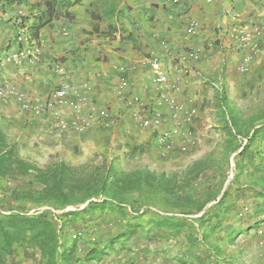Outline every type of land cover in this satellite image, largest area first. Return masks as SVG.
Masks as SVG:
<instances>
[{"label": "crops", "instance_id": "obj_1", "mask_svg": "<svg viewBox=\"0 0 264 264\" xmlns=\"http://www.w3.org/2000/svg\"><path fill=\"white\" fill-rule=\"evenodd\" d=\"M46 1L0 0V85L26 95L33 91L46 95L58 86L73 103L82 93L79 85L89 82L88 96L112 117L107 128H92L81 134L61 132L54 129L50 116L31 117L20 110V103L13 98L8 103L0 101V130L8 139L19 149H25L28 143L33 157L51 152L53 160L61 159L60 149L106 147L113 156L150 142L153 131L139 124L147 113L126 106L115 95L120 80L125 79L126 94L136 95L143 103L167 114L169 108L162 93L151 81L150 61L157 60L174 82L178 75L173 69L179 54L211 44L214 47L206 58L186 63L189 74L181 79L183 93L176 94L177 100L191 99L199 113L193 126L200 120L203 126L205 112L200 109L213 99L210 95L219 83L224 87L232 85L244 54L229 40L227 28L241 24L264 29V0H180L177 4L170 0H115L112 5L109 0H80L61 10L57 18L38 31L40 62L16 64L11 57L19 46L16 39L21 24L40 15L46 9ZM191 27L194 36L187 34ZM255 43L250 74L263 81L264 31ZM56 65L62 68L61 74L56 72ZM113 66H125L127 71L119 72ZM70 113V106H65L61 121H69ZM27 137L29 141L24 142ZM56 137L64 140L63 144L52 145ZM175 139L179 143V138ZM143 156L144 164L153 168L164 163L156 158L154 147ZM27 159L40 164L37 158Z\"/></svg>", "mask_w": 264, "mask_h": 264}, {"label": "trees", "instance_id": "obj_2", "mask_svg": "<svg viewBox=\"0 0 264 264\" xmlns=\"http://www.w3.org/2000/svg\"><path fill=\"white\" fill-rule=\"evenodd\" d=\"M79 1H46V9L26 23L33 39L36 40L38 31L57 18L61 10ZM109 1L112 5L115 0ZM250 73L251 69L246 74ZM252 77L254 82L261 81ZM227 88L219 83L212 98L217 93L221 100L223 90ZM228 123L230 134H241L235 117L231 116ZM152 131L150 142L115 153L110 161L103 159L99 163L90 161L73 166L65 160H58L40 167L20 157L16 143L0 130V264H21L22 261L31 264H101L111 252L114 255L109 264H141L137 255L124 254V250L129 238L138 236L142 229L145 230L146 241L176 245L177 253L170 264H246L242 251H226V246L232 245L236 236L241 234L239 230L243 226L242 221L238 227L222 225V218L234 207L225 205L227 196L207 208L214 196L190 193L206 163L198 161L193 169L170 175L155 173L145 167L131 171L116 167L120 159L136 160L148 153L150 147H154L156 158L162 162L173 160L180 154L179 143L175 139L174 149L162 157L157 138L164 129ZM245 135L247 141L238 153L240 159L234 172L241 176L244 174L253 191V199L260 200L254 205V212L258 214L264 212V151L258 148L264 147V115L258 126L247 129ZM103 149L110 153L106 147ZM245 168L250 171L245 172ZM11 182L14 183L12 188ZM7 198L19 206L24 200L35 207H48L50 210L29 212L23 208H5L4 205L9 204ZM82 203L87 204L80 211L55 213ZM148 207H157L163 210V214L138 209ZM128 211L132 221H122L123 227H116L115 235L107 232L96 241L93 238L94 243L82 241L85 231L76 228L81 214L90 216L95 213L111 219L116 215L118 220H123L124 216L128 218ZM144 218L148 219L144 222ZM252 228L256 227L247 229ZM220 232L226 233V240L214 236ZM103 240L106 243L101 246ZM116 245L119 247L117 250ZM143 252L147 254L148 251ZM143 252L137 254L144 255Z\"/></svg>", "mask_w": 264, "mask_h": 264}, {"label": "rangeland", "instance_id": "obj_3", "mask_svg": "<svg viewBox=\"0 0 264 264\" xmlns=\"http://www.w3.org/2000/svg\"><path fill=\"white\" fill-rule=\"evenodd\" d=\"M105 1L108 0H104V2ZM223 92V98H221V100L216 93L215 98H213V100L210 99L211 101L205 104V107L203 106L204 108H202V110L200 109V112H205V114H202V119L204 120L203 126H201V120L199 118H197L198 121L200 120L197 126L200 127H195L193 126V123L191 124L190 130L195 137V146L190 148L187 153L179 154L174 157L173 160L164 161L161 166L155 168L151 165L144 164L145 156L139 157L136 160H126L125 158L120 159L116 163V167L124 171H131L134 168L139 169L145 167L155 173H165L166 175H170L176 171L182 173L189 171L190 169H193L195 163L203 161L206 163L203 165L205 170L191 187L190 193L196 196L200 194L202 197L206 193H210L212 197L214 196V198L207 204V208L214 206L223 196H227L225 205L232 204L234 207L227 215H225L226 217L222 218V225L226 228L229 226L238 227L240 226V221H242L243 226H241L239 230L242 231L241 234L236 236L232 245L229 244L226 246V251L229 250L231 253L234 251H242L245 256L243 260L246 264H251V262L253 264H264V212L258 214L254 212V205L255 203H260V200L253 199V191L251 190L248 184L249 182L244 174L241 176L234 172L235 165L240 159L238 153L240 152L241 146L247 141L245 135L246 130L255 126L257 127L258 122L260 123V120H263L264 80L254 82L251 74H241L237 72V74L233 75L232 85L227 89H224ZM213 94L210 96L213 97ZM231 116L235 117L237 120L241 134L234 135L233 133L230 134L228 131V126H230L228 120ZM56 139L57 141H52V145L63 144L61 141L64 140L57 137ZM9 140L12 141L10 138ZM27 141H29L28 137L24 142ZM262 144H264V142H262ZM239 146L240 148H238ZM258 148L261 152L264 151V147ZM31 150L32 148L27 143L25 149H19L20 157L26 160H29L27 158H37L38 163H40L37 165L40 167H43L50 162L58 161L53 160L51 157L54 154L48 151L43 152V155H40V157H33L32 153L34 154V152ZM58 155L61 157L60 160H65L73 166L84 165L90 161L99 163L103 159L110 161V158L112 157L109 153H106L103 147L90 150L83 149L81 151L60 149ZM30 161L35 163L34 160ZM243 163L245 164L246 161ZM244 171L249 172L250 169L245 168ZM13 186L14 183L11 182L10 188ZM7 200L9 201V204H5V208H23L27 209L29 212H34L35 210H50L48 207H35L33 204L24 200L20 201V206L13 203L9 198H7ZM86 204L87 203H82L76 206H69L55 213L60 215L61 213L68 211H80L86 206ZM138 209L143 211L147 210L152 213L154 212L158 215L163 214V210L158 209L157 207ZM127 214L128 218L127 216H124L122 217L123 220H118L116 215L112 216L113 218L111 219L106 215L101 217L96 216L95 213L90 216L81 214L77 219L76 228L85 231V234L81 237L83 242L94 243L92 242L93 238L96 241V238L100 239L107 232L115 235L117 233L115 228L117 227V229H121L123 227L122 221H124V223L126 220L132 221L129 211ZM200 215L201 214L194 216V218H198ZM147 219L148 218H144L143 221L145 222ZM250 226L256 228L247 229ZM144 231L145 230L142 229L139 231L138 236L129 238L128 243L125 245L126 249L124 251L126 252H124V254L137 255L141 264H170L171 258H174L177 253L176 245L170 244V242L163 244L157 240H154L153 242L146 241L147 238L145 237L146 235ZM217 235L220 237L219 239L223 237V239L226 240L225 232L216 233L214 236ZM83 242L80 243L82 244ZM100 243L101 246H103L106 242L103 240ZM118 248L119 247L116 245L115 249L117 250ZM144 250L148 251L147 254L146 252H143ZM142 252L144 255H138ZM109 254L110 256H106L101 264L110 263L109 260L114 254H112V252Z\"/></svg>", "mask_w": 264, "mask_h": 264}, {"label": "built area", "instance_id": "obj_4", "mask_svg": "<svg viewBox=\"0 0 264 264\" xmlns=\"http://www.w3.org/2000/svg\"><path fill=\"white\" fill-rule=\"evenodd\" d=\"M171 3L177 4L180 0H170ZM264 29L259 25L248 27L241 24L230 25L226 34L229 40L244 52L241 57V64L238 66V72L246 74L250 71V62L252 59V51L256 45V40L260 39ZM187 34L194 36V27L187 30ZM19 44L16 53L11 57L16 64L27 62L35 65L40 62V46L37 40L33 39L26 25H23L17 36ZM214 45L208 44L195 48L191 52L180 53L177 65L173 69L177 78L174 82L170 80L168 72H165L160 63L153 59L150 61L151 81L162 93V98L169 108L167 114L161 113L151 105L143 103L138 96L126 94L124 91V81L122 78L119 85L115 89L116 97L128 107H136L147 113V116L139 120L140 127L143 129L156 130L159 128L170 127L164 129L161 136L157 138V142L161 147V156L174 149L175 138H179L178 152L185 154L195 146V137L190 130V126L198 114V110L193 106L191 99L177 100L176 94L183 93L181 79L189 74L186 63L189 61H198L206 58L207 52L211 51ZM205 56V57H204ZM115 70L125 73V66L115 67ZM57 73L61 74L62 68L55 66ZM81 94L77 95L73 103L69 102L68 93L57 87L52 88L46 95H41L36 91L26 95L25 93L15 91L0 85V101L8 103L10 99H16L20 103V110L31 117L50 116L54 129L61 132L68 131L73 133H84L92 128H107L112 120L110 112L99 107L90 99L88 93L91 90L89 82H82L79 85ZM70 106L71 113L69 121H61L62 109ZM183 125V126H181Z\"/></svg>", "mask_w": 264, "mask_h": 264}]
</instances>
